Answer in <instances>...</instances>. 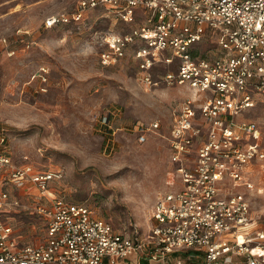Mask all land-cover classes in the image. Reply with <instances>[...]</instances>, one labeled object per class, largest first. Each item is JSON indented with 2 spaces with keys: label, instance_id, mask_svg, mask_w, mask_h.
<instances>
[{
  "label": "built area",
  "instance_id": "1",
  "mask_svg": "<svg viewBox=\"0 0 264 264\" xmlns=\"http://www.w3.org/2000/svg\"><path fill=\"white\" fill-rule=\"evenodd\" d=\"M99 7L124 26L102 34L103 66L130 58L146 89L195 92L175 108L170 126L181 185L158 197L147 232L118 231L84 203H43L53 172L14 167L9 181L36 185L45 237L21 243L0 220V264H264V222L252 207L261 188L255 176H264V146L253 141L257 122L237 118L264 95V0H80L49 24L81 21ZM45 70L37 74L42 83ZM159 127V121L136 123L138 141ZM10 163L0 154V164ZM3 205L20 203L1 191Z\"/></svg>",
  "mask_w": 264,
  "mask_h": 264
},
{
  "label": "rangeland",
  "instance_id": "2",
  "mask_svg": "<svg viewBox=\"0 0 264 264\" xmlns=\"http://www.w3.org/2000/svg\"><path fill=\"white\" fill-rule=\"evenodd\" d=\"M79 1L0 0V154L11 160L0 164V192L20 203L0 207V220L24 244L41 242L46 226L36 211V185L8 180L14 167L53 172L43 203H84L118 231L147 232L158 197L181 185L170 157V126L175 108L195 92L165 85L146 89L130 58L103 66L102 34L124 29L103 7L87 11L81 21L49 24L71 14ZM42 67L43 83L37 76ZM237 118L257 122L253 141L264 146V95ZM140 121L160 122L143 143L134 130ZM260 177L252 207L264 222V176L255 179Z\"/></svg>",
  "mask_w": 264,
  "mask_h": 264
}]
</instances>
